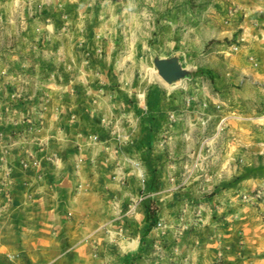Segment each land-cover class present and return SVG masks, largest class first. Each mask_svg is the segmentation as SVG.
Returning a JSON list of instances; mask_svg holds the SVG:
<instances>
[{"label":"rangeland","instance_id":"obj_1","mask_svg":"<svg viewBox=\"0 0 264 264\" xmlns=\"http://www.w3.org/2000/svg\"><path fill=\"white\" fill-rule=\"evenodd\" d=\"M72 8L81 13L76 33H85L80 19L94 18V34L108 41L106 30L138 14L146 33L136 55L128 37H113L117 72L73 74L96 85L90 116L117 137L92 139L116 152L107 189L113 215L89 264H241L250 257L248 233L264 239V0H0V65L11 55L16 69L38 65L36 53L53 50L38 34H58L50 20ZM106 45L95 59L109 60ZM64 50L71 64L75 50ZM14 76L31 94L51 78ZM120 81L127 92L116 90ZM117 98L126 102L114 107ZM133 109L158 121L145 137H119Z\"/></svg>","mask_w":264,"mask_h":264},{"label":"crops","instance_id":"obj_2","mask_svg":"<svg viewBox=\"0 0 264 264\" xmlns=\"http://www.w3.org/2000/svg\"><path fill=\"white\" fill-rule=\"evenodd\" d=\"M72 9L65 18L62 10L54 13L49 23L58 31L54 37L48 32L38 34L44 47L53 48L50 52L36 53L38 65L16 69L14 55L10 56V65H0V264H89L97 238L104 237L113 215L107 189L111 185L109 156L116 151L113 145L96 146L92 139L96 133L100 137L106 135L107 141L117 137L99 124L96 113L90 116L89 92L96 85L92 81H78L73 74L94 73L99 69L117 72L122 67L112 61L119 56L111 48L117 43L113 37H128L134 43L136 55L146 33L141 14L134 23L125 19L122 30H106L108 41L94 34L91 28L94 18L80 19L85 33H76L75 21L81 13ZM49 25L45 26L47 30ZM100 42L107 43L109 60L95 59ZM66 48L75 50L71 64ZM19 71L51 78L49 82L36 84L38 92L31 94L29 83L15 82L14 75ZM58 75L71 77L64 76L59 81ZM112 80L117 82L115 78ZM120 82L116 90L127 92L128 83ZM20 87L22 97L16 98L15 91ZM120 102L126 101L117 98L114 107ZM133 110L121 119L119 137H145L150 123L155 126L158 121L152 116L148 123L147 118ZM34 122L38 126L31 129ZM247 240L250 257L241 264H264V256H255L256 252L264 251V239L250 232ZM212 262L206 259L205 264Z\"/></svg>","mask_w":264,"mask_h":264},{"label":"trees","instance_id":"obj_3","mask_svg":"<svg viewBox=\"0 0 264 264\" xmlns=\"http://www.w3.org/2000/svg\"><path fill=\"white\" fill-rule=\"evenodd\" d=\"M157 220V213L155 210H152V215H151V223H150V226L149 228L147 229V231L151 230L152 227L155 225V222ZM141 245L143 246L144 245V240L142 239L141 241Z\"/></svg>","mask_w":264,"mask_h":264},{"label":"water","instance_id":"obj_4","mask_svg":"<svg viewBox=\"0 0 264 264\" xmlns=\"http://www.w3.org/2000/svg\"><path fill=\"white\" fill-rule=\"evenodd\" d=\"M167 77H168L169 80H171L172 79V73L170 72Z\"/></svg>","mask_w":264,"mask_h":264},{"label":"built area","instance_id":"obj_5","mask_svg":"<svg viewBox=\"0 0 264 264\" xmlns=\"http://www.w3.org/2000/svg\"><path fill=\"white\" fill-rule=\"evenodd\" d=\"M94 138H95V140H97V139H98V137H97V136H95Z\"/></svg>","mask_w":264,"mask_h":264}]
</instances>
